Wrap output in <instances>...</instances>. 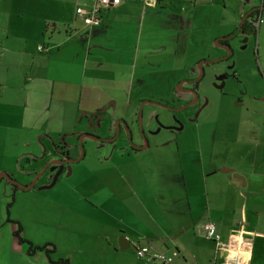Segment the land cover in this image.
Instances as JSON below:
<instances>
[{
  "label": "crops",
  "instance_id": "1",
  "mask_svg": "<svg viewBox=\"0 0 264 264\" xmlns=\"http://www.w3.org/2000/svg\"><path fill=\"white\" fill-rule=\"evenodd\" d=\"M90 2L91 0H0L1 174L13 171L6 163L17 166L20 162H28L32 168L31 176L35 174L39 163H31V156L17 152L16 148L19 144L23 147L29 145L25 132L31 127L44 125L48 135L50 130L58 135L55 130L62 122V104L77 105L84 109V115L101 105L100 101L103 99H109L107 101L114 104L123 100V90L134 79L144 84L145 75L167 74V71L158 69L175 61L180 34L193 26L195 0H156L154 7H146L139 1L122 3L115 8L100 10V25L92 28L83 26L75 17V8L90 5ZM187 4L193 8L186 9ZM167 32H171V40L169 38L168 41L167 36L163 38L162 35ZM183 41L187 46V40ZM32 43H35L34 53H28ZM38 45H42L43 51H37ZM126 47L132 49L128 62L133 70L128 73L127 82L123 86V53L129 52ZM62 53L68 56L62 62H71V66L64 68L59 64ZM77 65L84 71L80 81L72 69ZM64 71L67 72V79L61 77ZM137 73L142 77L137 78ZM96 79L101 80L98 85L94 82ZM27 116L35 120L31 121ZM48 117L51 129L47 127ZM255 128L240 122L235 125V139L241 143L249 142L257 148L258 143H261L257 141V138L260 139V132ZM12 129L18 131L17 137L9 136ZM196 149L199 150L200 147L197 146ZM179 164L182 180L175 176L172 180L181 186L184 196L181 197V193L176 192L177 194L166 198L171 200L172 208H168L171 217L166 211L160 212L157 209V217L152 221L147 220L154 233L146 230L136 216L127 217L130 219L127 221L119 212L113 211L110 204L113 191L104 192V189L90 192L93 196L103 198L102 204L106 203L104 208L91 204L88 208L86 204L83 211L80 207L74 210L76 216L73 218H66L59 212L57 220L60 227L70 228L75 235L87 236L78 227V222L84 220L95 232L99 230V237H103L102 247L97 248V251L106 257L116 254L118 259H121L120 255H125L124 264L148 263L135 257L131 245L129 257L125 253L126 249L118 250V236L127 238L128 243L135 241L156 252H176L172 260L177 261L176 264H221L222 260L215 252L214 243L207 240L200 229L203 223L209 221L215 224L216 233L224 243L231 242L239 230L246 233L244 238L250 244L252 240L263 247L257 249L256 253L258 260L260 256L264 259V157L255 160L228 158L227 162H221L217 166H211L210 163L206 166L204 159L198 156L194 161L188 160L183 165L179 161ZM219 168L222 169L219 171ZM226 169L232 170L234 174ZM217 172L227 174L226 183L220 190L208 187L207 184L208 179H212ZM235 174L240 177L239 180H235ZM147 177L142 174L140 181L146 182ZM66 178L69 177L63 179ZM186 182L191 187H186ZM72 193L77 203L86 202L81 193ZM162 200L165 201L164 197ZM151 202L153 206L150 207L149 214L154 215L158 202L153 198ZM96 214L106 216L109 223L97 224L94 220ZM113 220L115 225L112 230ZM13 228L12 224L11 232ZM140 238L157 241L150 243L144 239L146 242H142L139 241ZM11 239L13 250L30 260L37 259L39 264L44 258L46 264H58L59 260H66L59 257L54 261L50 253L46 255L41 251L29 254L24 245H17L12 236ZM47 244L55 252V246ZM85 249L92 250L86 255L95 252V249ZM81 251L83 249H79L78 253ZM251 252L246 264H251L253 245ZM66 261V264H71Z\"/></svg>",
  "mask_w": 264,
  "mask_h": 264
},
{
  "label": "rangeland",
  "instance_id": "2",
  "mask_svg": "<svg viewBox=\"0 0 264 264\" xmlns=\"http://www.w3.org/2000/svg\"><path fill=\"white\" fill-rule=\"evenodd\" d=\"M261 6L264 7V0H195L193 5V26L190 30L186 28L180 34L181 36L177 41V49L175 50V61L172 64H168L171 67L166 66L158 69L159 71H167V74L145 75V82L140 92L135 89L128 96L123 91V100L115 101V113L121 116L130 115L141 98H148L153 94L165 92L169 85L176 80V77H179L178 75L182 71H179V68L190 69L189 73H194L197 60L200 58L209 59L218 54V50L214 46L216 40L224 34L232 32L237 27L243 14ZM188 8L192 9L187 4L186 9ZM260 13L263 23L255 35H237L231 43V47L235 51L234 60L240 73V78L247 88L254 90L251 97L247 94L241 98L244 99L242 107L240 105L235 106L227 99L221 98L216 90L213 91L206 88L203 90V94L205 101L208 103L201 114H199L197 120L189 123L188 127L186 126L176 139L171 140L159 149H145L135 155L131 153L125 154L117 161L105 160L99 162L94 158L86 157L78 162L71 177L66 179L58 177L55 184L47 189L43 188L49 185L50 182L46 181L45 178L38 180L31 189L27 191L17 190L13 195L10 186L6 185V183H0V264H39L37 259L35 261L30 260L25 258V255H22L19 251L13 250L10 230L12 221L19 223L23 239L30 243L32 247L42 249L47 243H52L55 246V252L50 253V257L54 261L62 257V259L68 260L71 264H124L126 262L125 255H120L121 259H118L116 254L112 253L111 256L106 257L97 251V248L102 247L103 237H99V230L97 229L95 232L91 225L86 224L84 220L78 222V227L81 231L86 232L88 237L82 234L75 235L70 228H61L57 220L59 212L66 218H73L76 216L74 210L80 207L83 211L86 204H88L86 205L88 208H90L89 204L104 208L106 203L102 204L103 198L93 196L90 192L103 189L104 192L112 190L113 194L110 204L113 211L119 212L127 221L130 220L127 217L136 216L146 230L154 233V229L147 220L152 221V219L157 217V209L160 212L166 211L167 215L171 217L168 212V208H172L171 200L166 198L182 191L181 186L172 180L173 176L176 179L182 177L179 161L183 165L188 160L194 161L200 156L204 159L206 166H209V163L211 166H217L221 162H227L228 158L236 159L241 157L242 160H255L264 157V113H257L258 109L264 110V9ZM162 35L163 38L167 36L166 41H168L171 37V32ZM183 40H187V46L183 43ZM34 48L35 43H32L28 48V53H34ZM126 49L129 52L123 53L124 63L123 70H121L123 71V86L127 82L128 73L133 70V68L130 69L131 64L128 62V58L132 56V49L129 47H126ZM59 58L62 62L68 56L62 53ZM59 58L58 62L60 61ZM61 62L59 64H62L64 68L71 66V62ZM72 69L74 70V75L79 76L80 81L84 71L78 65L76 67L73 66ZM61 77L67 79V72L64 71ZM136 77L142 76L137 73ZM94 82L98 85L101 80L96 79ZM107 100L109 99H103L100 103H104ZM87 101L89 102V99ZM62 107V122L55 130L59 134L56 135L55 132L50 130V135H48V130L44 125L31 127L25 132L30 141L29 145L23 147L21 146L22 144H19L16 148L17 152H24L31 156V159L42 152L47 154L51 142L56 143L61 138V135L69 134L85 126V121L82 117L83 108H78L77 105L71 106L68 103L62 104ZM234 108H239L242 112L237 114L233 111ZM248 110L249 113L247 112ZM237 115H241V119H244L241 122L255 126V129L260 132V139L257 138V141L261 143H258L257 148L249 142L241 143L235 139V125L239 123L236 121ZM27 119L35 120V118L30 116H27ZM47 125L51 129L50 117L47 118ZM31 129L34 130L31 132ZM166 134L167 132H161V141L169 138ZM9 136L17 137L18 131L15 129L10 130ZM6 141L8 142V140ZM197 146L200 147L199 150L196 149ZM19 164V166H14L6 163V166L13 169V171L5 173L13 181L26 185L31 179L32 168L28 162L26 164L20 162ZM221 169L219 168V171ZM20 170H23V172L21 173ZM226 170L234 174L232 170ZM142 174L148 176L146 182L140 181L142 180ZM184 174L187 176L185 170ZM226 176L227 174L217 172L211 177L212 179H208V187L220 190L226 183ZM185 185L186 187H191L187 182ZM73 191L81 193L86 202L77 203L75 196H73ZM181 195V197L184 196L183 192ZM163 197L164 202L162 200ZM12 198L13 201H11ZM152 198L155 202H158L154 215L149 214L150 207L153 206ZM94 220L97 221V224L109 223L106 216L101 214H96ZM114 225L115 221L113 220L111 222L112 230ZM126 232L130 231L126 230ZM144 239L149 240L150 243L157 241L149 238H140L139 241L146 242ZM251 243V247L253 245L251 264H264L262 256L258 260L256 253L257 249L263 247L253 243L252 240ZM23 245L25 248L26 246L29 248L27 243ZM85 248L95 249V252L86 255L85 253L92 250H86ZM79 249H83V251L78 253ZM191 250L193 249L191 248ZM131 252L130 248L125 250L128 257ZM176 262L172 261L170 264H176ZM46 263L44 258L41 264Z\"/></svg>",
  "mask_w": 264,
  "mask_h": 264
},
{
  "label": "flooded vegetation",
  "instance_id": "3",
  "mask_svg": "<svg viewBox=\"0 0 264 264\" xmlns=\"http://www.w3.org/2000/svg\"><path fill=\"white\" fill-rule=\"evenodd\" d=\"M245 14V18L242 19ZM245 14L239 20L240 26L238 22L232 32L216 40L214 46L218 54L209 59L197 60L192 74L189 73L190 69L182 68L179 77H176L165 92L141 98L130 115L116 114L115 104L111 101H106L84 114L82 116L85 121L84 127L61 135L56 143H50L48 159L46 155L40 158L41 154L32 158L31 163L37 162L39 166L37 165L38 170L26 184L31 183L43 168L45 169L34 185L44 177L50 182L56 176L63 178L72 176L78 162L86 157L99 162L117 161L125 154L135 155L145 149L163 147L176 139L189 123L197 120L208 103L203 94L206 88L216 90L221 98L242 107L244 99L241 98L247 94L251 97L254 90L247 88L240 78L231 43L242 32L252 34V25L258 10H249ZM130 86L123 90L128 96L132 90L137 89L140 92L143 88V84L137 79L132 80ZM233 111L237 114L242 112L239 108H234ZM257 113H264V110L258 109ZM236 119L239 123L244 120L241 119V115H237ZM162 131L167 132L166 136L169 138L161 141ZM0 183L10 186L12 194L20 190L3 176H0Z\"/></svg>",
  "mask_w": 264,
  "mask_h": 264
},
{
  "label": "built area",
  "instance_id": "4",
  "mask_svg": "<svg viewBox=\"0 0 264 264\" xmlns=\"http://www.w3.org/2000/svg\"><path fill=\"white\" fill-rule=\"evenodd\" d=\"M130 1H139L146 7H154L156 0H91L90 5L77 6L75 8V17L80 20L85 27H98L100 25L99 12L102 9H110L119 6L122 3ZM263 23L260 17L255 19L252 25V32H256ZM42 46H37V51H43ZM203 236L212 241L215 245V252L220 256L221 264H246L250 257L251 244L244 238L246 233L238 231L231 242L224 243L216 233V226L212 222H205L200 226ZM134 250L135 257L145 260L148 264H170L176 256V252L165 254L151 250L147 246L139 245L138 242H131L129 246Z\"/></svg>",
  "mask_w": 264,
  "mask_h": 264
},
{
  "label": "water",
  "instance_id": "5",
  "mask_svg": "<svg viewBox=\"0 0 264 264\" xmlns=\"http://www.w3.org/2000/svg\"><path fill=\"white\" fill-rule=\"evenodd\" d=\"M264 9V7H257V8H253L252 10H258V11H262ZM245 16H246V14L243 16V18L242 19H244L245 18ZM241 25V21L239 22V26ZM238 26V27H239ZM242 34H246V33H240V35H242ZM145 144H146V142H145ZM45 155V153L44 152H42L41 153V155H40V158L42 157V156H44ZM49 156H50V152H48L47 154H46V157H47V159L49 158ZM79 159H80V157H79ZM78 160V159H77ZM45 168H43L34 178H33V181L31 182V183H29V184H27V185H23V184H21V183H19V182H16V181H13V180H11V178L6 174V173H3V174H1V176H3V178H5L6 180H8L10 183H12L14 186H16L18 189H20V190H22V191H27V190H29V189H31L32 187H33V185H34V183H35V181L37 180V178L40 176V173L44 170ZM233 177L235 178V180H239V178H238V176L235 174V175H233ZM58 177L56 176V177H53L52 178V180L50 181V184L49 185H46L43 189H47V188H51L54 184H55V181H56V179H57ZM49 179V178H48ZM127 248H129V243H128V241H127V239L124 237V236H120L119 238H118V250H120V251H123V250H125V249H127Z\"/></svg>",
  "mask_w": 264,
  "mask_h": 264
},
{
  "label": "trees",
  "instance_id": "6",
  "mask_svg": "<svg viewBox=\"0 0 264 264\" xmlns=\"http://www.w3.org/2000/svg\"><path fill=\"white\" fill-rule=\"evenodd\" d=\"M261 13L260 11H258V14L256 15L257 17H260ZM256 32H252L253 35H255ZM11 224L14 225V228L11 232V236L14 239V241L16 242L17 245H23L24 243H27L29 245V248L26 246L27 248V253L31 254L33 252H37V251H41L43 253H45L46 255H48L49 253H53V247L50 245H45L43 246V248H37V247H32L30 243H28L27 241H25V239H23L21 233H22V229L19 226V224L17 222H12ZM47 247H50V249H47ZM67 261L66 260H59L58 264H66Z\"/></svg>",
  "mask_w": 264,
  "mask_h": 264
},
{
  "label": "clouds",
  "instance_id": "7",
  "mask_svg": "<svg viewBox=\"0 0 264 264\" xmlns=\"http://www.w3.org/2000/svg\"><path fill=\"white\" fill-rule=\"evenodd\" d=\"M127 239V238H126ZM128 241V240H127ZM130 247V246H129Z\"/></svg>",
  "mask_w": 264,
  "mask_h": 264
}]
</instances>
